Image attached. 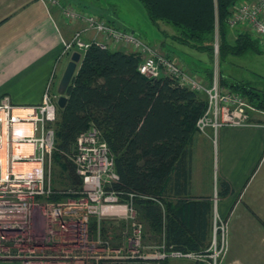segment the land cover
<instances>
[{"label":"trees","instance_id":"1","mask_svg":"<svg viewBox=\"0 0 264 264\" xmlns=\"http://www.w3.org/2000/svg\"><path fill=\"white\" fill-rule=\"evenodd\" d=\"M139 1L154 25L172 27L174 42L205 53L210 61L217 45L221 85L264 110V90L223 75L229 56L250 49L260 52L258 41L248 32L238 31L230 40L231 8L242 0ZM139 63L134 53L96 45L83 53L66 89L65 104L58 107L51 175L54 189L62 193L51 199L75 198L74 192L81 189L73 163L76 139L95 128L113 157L119 178L112 189L122 200L130 195L136 217L145 229L142 237L163 244L166 250L199 254L209 246L213 202L190 197L189 186L196 123L206 109V98L168 78L145 77L138 71ZM206 71L210 83L212 73ZM55 172L62 187L59 190L54 186ZM230 193V184L218 179V198ZM97 227L92 219L91 237L96 236ZM99 229L105 235L102 222ZM124 264L168 261L136 257Z\"/></svg>","mask_w":264,"mask_h":264},{"label":"built area","instance_id":"2","mask_svg":"<svg viewBox=\"0 0 264 264\" xmlns=\"http://www.w3.org/2000/svg\"><path fill=\"white\" fill-rule=\"evenodd\" d=\"M44 6L60 9L68 22L82 27L64 42L63 55L78 52L80 57L91 46L104 50H122L136 54L138 71L148 78H168L179 86L202 94L206 109L196 123L197 132L216 136L224 127L256 126L264 130V110L241 96L221 87L217 77L204 84L184 65L143 42L132 32L109 25L104 19L80 12L60 0H36ZM230 28L246 27L247 32L264 46V0H242L233 4L228 20ZM89 36V39L85 38ZM217 53V45L214 50ZM55 70L50 75L41 101L35 105H14L9 96L0 98V264H124L130 261V247H140L141 225L128 200L112 189L118 181L113 157L95 128L76 139L73 163L81 179L75 198L52 200L56 191L52 183L51 157L55 149V123L60 96L52 88ZM38 212V215L35 214ZM41 221L48 235V245H40L30 235L33 216ZM97 219L95 239L89 222ZM103 220H122L129 230L123 232L124 245L114 248L100 237ZM130 221L135 236L130 241ZM212 239L205 253H182L166 250L158 256H138L143 260L166 258L206 259L220 264L227 251V227L215 213ZM157 257V258H156ZM134 258V256L132 257Z\"/></svg>","mask_w":264,"mask_h":264},{"label":"crops","instance_id":"3","mask_svg":"<svg viewBox=\"0 0 264 264\" xmlns=\"http://www.w3.org/2000/svg\"><path fill=\"white\" fill-rule=\"evenodd\" d=\"M60 1L71 5L68 0ZM81 27L80 22L66 21L58 7L36 0H0V98L7 95L19 106L40 103L54 70L52 90L59 95L58 84L71 57L62 54L64 42ZM165 43L161 40L153 47L179 62L168 53L172 50L162 51ZM211 135L197 134L194 138L189 196L210 198L213 215L227 222V251L220 264H264V130L256 126L220 129L213 159ZM211 160L213 176L216 171L217 179L230 184L231 193L225 198L217 196V179V190L205 186V162L210 167ZM210 175L207 173L209 180ZM174 261L182 260H169L168 264H179Z\"/></svg>","mask_w":264,"mask_h":264},{"label":"rangeland","instance_id":"4","mask_svg":"<svg viewBox=\"0 0 264 264\" xmlns=\"http://www.w3.org/2000/svg\"><path fill=\"white\" fill-rule=\"evenodd\" d=\"M70 4L75 9H81L88 13L97 15L103 18L105 21L110 22L112 25L116 27H120L123 29H127L128 31H133L134 34L140 39L151 43L153 46L155 43L166 42L162 48V51L168 52L172 50L173 52H168L173 54L179 62L183 63L188 70V72L197 76V78L202 81L204 84L209 83V76H207V71L212 73L211 80L213 77H217L220 81L221 79V70L218 61L217 53L214 54V58L210 61L205 53H200L194 51L186 46L180 45L174 42L171 38L173 34V29L167 24L161 23L159 27H156L150 21L145 8L141 4L139 0H68ZM67 1V2H68ZM232 33H230V40H234V36L236 32L242 31L247 32L246 27H237L231 29ZM217 43V41H216ZM124 50L123 48H120ZM258 49L260 52H255L253 50H247L241 55L238 56H229L228 62L223 66V75L230 79H234L237 81L248 82L250 85L258 90H264V49L263 46L258 45ZM203 75V76H202ZM221 84V82H220ZM224 90H228L224 86L221 85ZM210 150L212 154V159L214 156L216 157L217 150L214 148L213 143L210 141ZM214 155V156H213ZM216 159V158H215ZM57 170V169H56ZM205 186L212 187L217 190V172L214 173V165L211 160L210 167L208 166L207 161L205 162ZM57 172V171H56ZM55 172V173H56ZM211 172L210 180L207 176V173ZM56 181L54 180V186L57 190L62 187L59 185V177L56 173L55 176ZM218 180V179H217ZM38 215V212H35ZM95 219L96 218H91ZM90 220V221H91ZM223 220V219H222ZM122 220H103L102 225L106 228L105 235L101 234L100 237L109 241L114 248L122 247L124 245L123 232L128 229L129 226H126ZM226 224L227 222L223 220ZM135 224L139 223L141 225L140 232V247L132 248L130 247V259L134 256V258L144 255L149 256H158L162 254V245L160 243H155L152 240H145L143 236L145 229L141 222L138 221L137 217H135ZM212 229L213 223L211 225V232L209 238V245L212 239ZM30 235L37 241L40 245H48V235L45 228L42 226L41 221L37 218V216H33L30 222ZM97 234V233H96ZM133 236H135L132 222L130 221V241L133 240ZM96 237V236H95ZM95 237H92L95 239ZM209 247V246H208ZM207 247V249H208ZM206 249V250H207ZM205 250V251H206ZM202 252V255H209L207 253ZM157 258V257H156ZM155 260V259H152ZM165 260H182V261H174L182 264H191L199 263V264H207L206 259H193V258H166ZM110 264V263H108Z\"/></svg>","mask_w":264,"mask_h":264},{"label":"water","instance_id":"5","mask_svg":"<svg viewBox=\"0 0 264 264\" xmlns=\"http://www.w3.org/2000/svg\"><path fill=\"white\" fill-rule=\"evenodd\" d=\"M80 54L78 52H73L71 54L70 57V61L68 62L62 77L60 79V82L58 84V93L60 95V98L58 100V107H63L66 101V97L65 96V92L66 89L72 79V77L74 76L76 70H77V66L80 62Z\"/></svg>","mask_w":264,"mask_h":264}]
</instances>
